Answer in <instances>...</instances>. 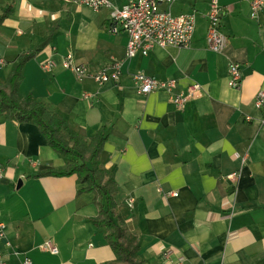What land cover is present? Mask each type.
I'll return each mask as SVG.
<instances>
[{"label":"crops","instance_id":"0c3cea01","mask_svg":"<svg viewBox=\"0 0 264 264\" xmlns=\"http://www.w3.org/2000/svg\"><path fill=\"white\" fill-rule=\"evenodd\" d=\"M131 0H114L122 8ZM214 0H178L175 16L194 14L188 48L154 47L126 61L127 34L111 32L110 9L94 11L63 0H0L13 13L0 23V84L22 56L45 47L23 68L21 95H32L65 121L63 136L87 142L102 127L108 140L101 167L119 187L114 222L140 241L145 264H264V127L255 98L264 91V15L251 18L249 0H217L228 38L219 54L208 48ZM167 10V6H162ZM73 55L91 72L124 61L118 82L77 78L62 63ZM52 60L51 71L43 65ZM241 65L239 89L229 65ZM175 80L174 95L200 89L180 108L171 95L139 92L133 75ZM246 117L252 120L247 121ZM32 124L0 120V240L5 264H105L115 261L95 195L79 194L77 176H38L67 167ZM177 193L178 196H167ZM133 205H130V201ZM11 247L7 246V243ZM58 249L53 255L44 245Z\"/></svg>","mask_w":264,"mask_h":264},{"label":"built area","instance_id":"2783aa9c","mask_svg":"<svg viewBox=\"0 0 264 264\" xmlns=\"http://www.w3.org/2000/svg\"><path fill=\"white\" fill-rule=\"evenodd\" d=\"M68 4H76L87 7L94 11L110 9L111 32L127 34L128 43L125 59L130 61L135 57L147 56L154 47H177L188 48L191 46L192 39L196 30V17L194 14L175 16L170 8L178 0H131L127 5L118 8L114 5V0H63ZM251 8V18L257 20L261 14L264 15V0H249ZM167 6V10H162V6ZM222 11L217 0H214L208 14V48L214 53H221L228 44L227 36L221 30ZM124 61H117L109 67L91 72L87 65L78 64L73 55H68L62 66L66 71H70L77 78L91 76L98 84L105 85L109 82H118L122 75ZM5 60L0 57V65H4ZM54 63L49 60L43 65L45 71H51ZM133 80L143 95H149L156 91H164L171 95V100L180 108H185L186 103L193 98L194 94L200 89L194 86L188 95H174L177 82L170 80L161 82L143 73L133 75ZM243 75L241 65L232 62L229 65V86L232 89H239L242 85ZM255 106L263 110V117L260 126L264 127V91H260L255 98ZM251 121L250 117H246ZM6 175L5 169L0 165V179ZM167 196H178L172 193ZM133 205V201H130ZM5 225L0 224V240L6 239ZM8 247L11 244L7 243ZM44 249L50 250L53 255L58 254V249L47 242ZM0 264H5L0 259ZM23 264H33L31 259L24 258ZM165 264H181L168 260Z\"/></svg>","mask_w":264,"mask_h":264},{"label":"trees","instance_id":"16d2710c","mask_svg":"<svg viewBox=\"0 0 264 264\" xmlns=\"http://www.w3.org/2000/svg\"><path fill=\"white\" fill-rule=\"evenodd\" d=\"M13 11L12 6L3 9L0 23ZM45 45L43 43L35 51L20 56L14 63L6 84H0V120L36 126L51 150L68 158L66 168L47 171L38 176L56 178L77 176L79 183L86 185L79 194L95 195V204L100 211L92 222L97 228L106 230V241L115 255V261L105 264H145L139 256L140 241L127 238L125 229L114 222L119 187L114 181V171L103 169L100 160L108 140L107 128L102 127L90 142L74 132L66 139L63 136L65 121L61 116L50 112L32 95L27 97L21 95L23 68Z\"/></svg>","mask_w":264,"mask_h":264}]
</instances>
